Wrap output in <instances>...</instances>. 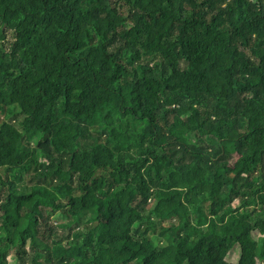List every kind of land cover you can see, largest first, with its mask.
I'll list each match as a JSON object with an SVG mask.
<instances>
[{
  "label": "trees",
  "instance_id": "16d2710c",
  "mask_svg": "<svg viewBox=\"0 0 264 264\" xmlns=\"http://www.w3.org/2000/svg\"><path fill=\"white\" fill-rule=\"evenodd\" d=\"M0 210V264H264V0H0Z\"/></svg>",
  "mask_w": 264,
  "mask_h": 264
},
{
  "label": "rangeland",
  "instance_id": "374dc122",
  "mask_svg": "<svg viewBox=\"0 0 264 264\" xmlns=\"http://www.w3.org/2000/svg\"><path fill=\"white\" fill-rule=\"evenodd\" d=\"M33 179H31V176L28 175V178L26 177L27 181L24 182V185L25 184H27V185L33 184L34 183V182H32ZM235 203H236V205H238V202H235ZM1 212L2 211L0 210V214H1ZM44 214H45V218L48 219V225L52 226L53 231L55 233H57L58 236H64L63 238L65 239V234L67 233V231H64L63 229L59 228L58 225H59V223H66V220L61 219L59 217V214L51 212V209H47L46 212H44ZM32 257H33L32 252H30L29 248H27V254L25 255L27 264H33L32 263ZM238 258H239V250L236 247L235 250L232 253H230L228 258H226V260L235 264L236 261L238 260Z\"/></svg>",
  "mask_w": 264,
  "mask_h": 264
}]
</instances>
